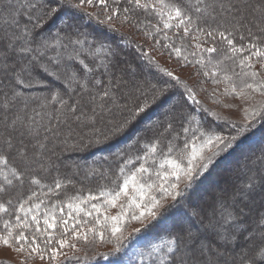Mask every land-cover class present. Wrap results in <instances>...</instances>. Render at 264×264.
<instances>
[{
  "label": "snow or ice",
  "instance_id": "snow-or-ice-1",
  "mask_svg": "<svg viewBox=\"0 0 264 264\" xmlns=\"http://www.w3.org/2000/svg\"><path fill=\"white\" fill-rule=\"evenodd\" d=\"M85 5L102 11L82 12ZM114 19L192 66L201 84H223V95L242 102V121L202 107L192 88L123 34L113 46L82 31L95 20L116 33ZM125 46L144 67L120 55ZM262 73L264 0H0V245L26 259L64 256L65 264L81 259L60 251L76 250L69 235L88 242L91 234L114 244L83 258L97 264L158 229L128 264H264V167L249 169L246 181L220 189L211 203L199 190L222 155L264 127V101L251 103L264 97ZM137 124L143 128L126 150L61 159L102 151ZM245 147L264 163V136ZM113 162L111 187L51 200L73 184L62 166L106 178ZM109 208L119 211L108 215ZM129 221L144 227L124 236Z\"/></svg>",
  "mask_w": 264,
  "mask_h": 264
},
{
  "label": "rangeland",
  "instance_id": "rangeland-1",
  "mask_svg": "<svg viewBox=\"0 0 264 264\" xmlns=\"http://www.w3.org/2000/svg\"><path fill=\"white\" fill-rule=\"evenodd\" d=\"M81 11L82 12H89V11L95 12V11H102V9L90 8L87 5H85L84 8L81 9ZM100 19H103V16H101ZM111 27L117 29L119 33L123 34L128 40H130L135 45H139L143 49V51L146 52L149 57L155 60L156 63L161 68H164L168 71H172L174 75L178 76L184 83H186L190 88H192L196 94V98L201 102L202 107L208 108L216 112L221 117L235 120L237 123L242 121V116H243L242 111H241V107L243 106L242 102L236 99L235 97H229V96L223 95V90H224L223 84L213 85L210 81H205V83L201 84L200 80L203 77L195 75V69L192 66L190 65L181 66L180 62L175 58V56H172L171 58H169V54H168L169 50H165L162 47L157 48L154 45V41L147 39L143 35L142 31H139L131 27L128 24H121L119 19H114L112 21ZM170 34L171 32L169 33V35ZM237 41L239 42V40ZM162 43H164V41H162ZM129 55L131 54L130 53L125 54L123 58L126 60V56H129ZM141 67H144V66H141ZM256 68L259 69V65H256ZM261 101H264V97H260L259 95H257L255 99L251 101V103L257 104L258 102H261ZM224 105H231V106L225 107ZM207 121L208 123H212L211 118H207ZM83 131H87V129H84ZM67 154L69 153H63L61 159L65 163L70 164L71 161L66 157ZM235 163H236L235 160H230L228 165L229 166L235 165ZM248 165L249 167L247 168ZM248 165L241 166L242 171L246 172L247 176L251 175L252 171H256L257 169L264 167V163L258 164L255 161L249 162ZM249 169H251L252 171H249ZM222 172L224 173V170ZM217 175L218 174L214 176H217ZM217 179L219 181L218 183H214L210 181L208 183L207 181L206 184L203 185L204 188L201 191V194H202L204 202L211 203L212 197L215 196L219 192L220 189H228L230 193L235 186H239L242 182L247 180V178L242 179L241 176L239 175L228 176V179H223L220 176H217ZM232 182L236 183V185L233 187H231ZM60 192L62 193V190ZM87 193L88 192L82 193V194H87ZM65 198L66 197L62 198L61 200H64ZM51 200L55 201L56 199L51 198ZM195 203L197 204V206H202L200 200L195 201ZM257 210H259V207ZM65 211L67 212V210ZM118 211H119L118 208L107 209L108 215H115ZM147 223L148 222L145 221V224ZM143 227L144 225H142L139 222L129 221L128 223L125 224L123 234L124 236H129L132 234L134 229L143 228ZM140 239L141 238L138 237V239L135 242L130 244V247L125 249L124 252H125L127 259L129 260L133 259L135 255L134 250L138 248L137 245L140 244V241H141ZM68 240H69V243H75L77 246L76 250H73L71 248L60 249V251L66 253L67 256L69 257L92 256L97 253H107V252L114 250V244L107 243V242H101L98 238L93 240L91 234H89L88 242H85L83 240H73L71 235H69ZM257 243H259V241H257ZM64 259H65L64 256L58 257L57 261L55 262L49 261L48 259L40 260L39 258L26 259L25 253H17L9 247L0 245V264H21L22 261L24 262V264H60V261H64ZM97 264H120V262L118 259H115V258H113L112 261H104L100 259L98 260Z\"/></svg>",
  "mask_w": 264,
  "mask_h": 264
},
{
  "label": "trees",
  "instance_id": "trees-1",
  "mask_svg": "<svg viewBox=\"0 0 264 264\" xmlns=\"http://www.w3.org/2000/svg\"><path fill=\"white\" fill-rule=\"evenodd\" d=\"M85 24H86V26L84 28H82V31H85V32H88L89 34L101 37V38L107 40L108 42L112 43L113 46H115L121 40V33H119L118 31L116 33L108 32V26L104 25V26L98 27L96 25L95 20H93L91 24H88L87 20H85ZM157 38H159V37H157ZM132 44H134V43H132ZM128 53H130L131 55L126 56V61L131 62L133 64L137 63L138 65L144 66V63L139 59L140 53H138L134 47L125 46L123 48V50L121 51L120 55L123 57L125 54H128ZM163 79L167 80L169 78L163 77ZM176 100L180 101L179 95L176 96ZM201 115L203 116V113H201ZM116 118L119 119V117H116ZM142 128H143V124L134 125L133 128L126 135L118 137L116 140L111 141L108 145H105L103 147L102 151H98L96 148H89V149H86V150L81 151V152L69 153L66 155V157L72 162V161L80 159V158L88 159L90 157L96 158L99 155H111V153L115 152L117 149H125L126 150L127 145L134 141L135 134L137 132H139L140 129H142ZM78 131H79V129H78ZM150 135L151 134H149V136ZM141 136L143 137L142 132H141ZM261 136H264V127L259 128L253 136H250L248 139H246L243 142L242 148L236 149L235 151H233L230 154L222 155V157L218 160L216 165L211 170L209 176L201 183L199 190L200 191L203 190V188H204L203 185H205L207 181H208V183H209V181L214 182V183H218L219 181L217 179V176H220L223 179H228V176L239 175V176H241L242 179H246L248 177L247 173L242 171L241 166L242 165H248L249 162L255 161V157L251 155V151H255V149H252L250 151L245 146H247L249 144H255L256 141H258L261 138ZM248 152H250V153H248ZM246 155L249 157L248 160L245 159ZM256 155H259L258 151L256 152ZM230 160H235V162H236L235 165L229 166L228 164H229ZM218 166H220L224 169V173L221 172L217 176H214L219 171L220 167L217 168ZM248 167H249V165L247 166V168ZM117 168H118V163L113 162L111 164L110 174L106 178H104V177H101L99 175L93 176V177H88L85 175V172L83 170L80 172V174L74 175V170L66 169L62 166L61 170H60L61 174L62 175L67 174L68 176H72L73 177V184L69 185L65 189H62V193L60 192L58 196H55L52 198H54L56 200H61L62 198L66 197V196L76 195L77 193L82 194V193H86L89 191L97 192L102 186L111 187L112 186L111 182L116 176ZM55 175L56 174L53 173L51 176H47L44 179V183H49V184L52 183ZM231 185H232L231 187H233L236 185V183L232 182ZM28 194H29V186L26 185L25 189H24V195L26 196ZM183 210L191 211V209L187 208V207H185ZM157 231H158V229H149V231L146 234L141 235L140 236L141 241H140V244L137 245V247H143L149 240H151L157 234ZM112 251H110V252H112ZM95 256H96V254H94L92 256H82V257L80 256L79 258H81V259L79 261L77 259H69V260L65 261V264H83L84 263V260H83L84 257H88L89 259H91L92 257H95ZM115 259H118L120 264H128V262L130 261L129 259L126 258L125 252L122 254H119L118 257H116ZM98 260H100V259H98Z\"/></svg>",
  "mask_w": 264,
  "mask_h": 264
},
{
  "label": "bare ground",
  "instance_id": "bare-ground-1",
  "mask_svg": "<svg viewBox=\"0 0 264 264\" xmlns=\"http://www.w3.org/2000/svg\"><path fill=\"white\" fill-rule=\"evenodd\" d=\"M219 167H220V166H218L217 168H219ZM217 168H216V169H217ZM223 170H224V169L220 167V168H219V171H218L216 174H220Z\"/></svg>",
  "mask_w": 264,
  "mask_h": 264
}]
</instances>
